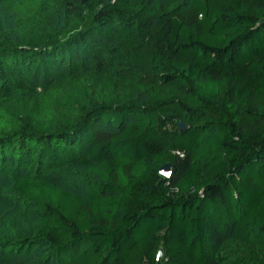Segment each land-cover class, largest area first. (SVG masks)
I'll return each mask as SVG.
<instances>
[{"label": "trees", "instance_id": "obj_1", "mask_svg": "<svg viewBox=\"0 0 264 264\" xmlns=\"http://www.w3.org/2000/svg\"><path fill=\"white\" fill-rule=\"evenodd\" d=\"M90 1L41 0L40 32L0 50V80L11 85L0 88V111L17 128L0 133V172L33 157L38 168L79 164L93 176L83 195L41 174L13 178L47 261L157 264L162 249L164 264H224L216 244L226 234L264 252V0H107L68 37L50 25ZM91 59L108 89L118 83L104 74L124 72L148 95L95 101L76 80ZM53 89L57 113L39 119ZM229 116L236 137L218 132ZM165 163L170 178L159 174Z\"/></svg>", "mask_w": 264, "mask_h": 264}, {"label": "rangeland", "instance_id": "obj_2", "mask_svg": "<svg viewBox=\"0 0 264 264\" xmlns=\"http://www.w3.org/2000/svg\"><path fill=\"white\" fill-rule=\"evenodd\" d=\"M106 1L92 0L87 4L78 6L70 16L54 14L50 17V25L63 32L61 37H68L85 27L101 4ZM40 3L41 0H16L13 2L0 0L1 51H9V48L16 45L26 32L34 29L40 32V26L43 23ZM103 54H105L106 62L112 65L114 60L109 57L107 52L103 51ZM16 57H18L16 59H20V55ZM93 64L94 60H89L88 69L81 73L76 80L87 83L95 101L116 107L131 101H141L148 95L146 89L131 84L124 77V72L114 75L109 70L104 74L107 81L118 83L117 89H108L98 77ZM181 80L194 84V81L186 72L182 74ZM219 85L220 88L226 87L227 80H221ZM3 86L11 88L7 76H2L0 80V88ZM57 93L58 91L53 89L40 97L39 119L45 120L57 113L53 103V98ZM231 122L229 116L226 128L219 127L218 132L236 137L231 130ZM15 129H17L16 125L0 111V133H10ZM17 158L13 157L3 163L5 170L2 169L3 172H0V264H51L47 261L49 244L42 235L35 231L27 216L31 204L12 190V180L16 176L32 178L36 174H41L52 186L83 195L87 182L93 179V176L87 172L85 166L79 164L60 168L53 165L38 168V164L33 157L21 162ZM8 248H11L13 252L6 261H3L2 256ZM216 254L222 258L224 264H245L252 257L264 258V252L236 241L231 234L224 235L216 244ZM161 262L163 264L165 262L164 254L161 257Z\"/></svg>", "mask_w": 264, "mask_h": 264}, {"label": "water", "instance_id": "obj_3", "mask_svg": "<svg viewBox=\"0 0 264 264\" xmlns=\"http://www.w3.org/2000/svg\"><path fill=\"white\" fill-rule=\"evenodd\" d=\"M177 124L180 129H183L186 127L184 123H182L180 120L177 121ZM159 174L164 178H170L172 174V166L170 163H165L159 168ZM163 255V250L159 249L157 253V264H163L161 262V257Z\"/></svg>", "mask_w": 264, "mask_h": 264}]
</instances>
